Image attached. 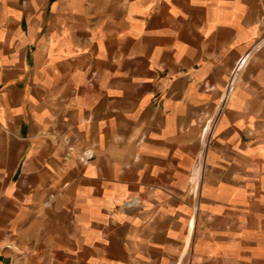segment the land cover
Instances as JSON below:
<instances>
[{"label":"crops","instance_id":"0c3cea01","mask_svg":"<svg viewBox=\"0 0 264 264\" xmlns=\"http://www.w3.org/2000/svg\"><path fill=\"white\" fill-rule=\"evenodd\" d=\"M0 264H264V0H0Z\"/></svg>","mask_w":264,"mask_h":264},{"label":"rangeland","instance_id":"374dc122","mask_svg":"<svg viewBox=\"0 0 264 264\" xmlns=\"http://www.w3.org/2000/svg\"><path fill=\"white\" fill-rule=\"evenodd\" d=\"M210 130V127L208 128V131Z\"/></svg>","mask_w":264,"mask_h":264}]
</instances>
